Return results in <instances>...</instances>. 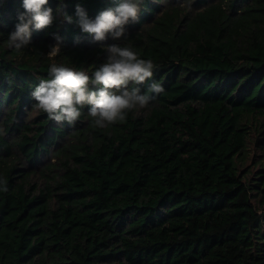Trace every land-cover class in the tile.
Returning <instances> with one entry per match:
<instances>
[{"label":"trees","instance_id":"trees-1","mask_svg":"<svg viewBox=\"0 0 264 264\" xmlns=\"http://www.w3.org/2000/svg\"><path fill=\"white\" fill-rule=\"evenodd\" d=\"M117 2L49 0L18 52L0 0V264H264V0H143L100 42L75 23ZM113 44L155 64L147 107L104 129L34 107L50 64L91 75Z\"/></svg>","mask_w":264,"mask_h":264},{"label":"clouds","instance_id":"clouds-1","mask_svg":"<svg viewBox=\"0 0 264 264\" xmlns=\"http://www.w3.org/2000/svg\"><path fill=\"white\" fill-rule=\"evenodd\" d=\"M49 0H22L23 12L18 13L14 30L8 34L7 46L20 51L31 42V29H45L53 24ZM143 0H118L115 7L100 12L90 19L85 9L77 5L75 23L82 32L89 34L94 41L106 40L109 34L114 39L125 36V26L136 21ZM57 11H61L60 8ZM63 18L73 23V17L66 12ZM56 43L50 46L48 56H57L63 38L55 35ZM79 40L77 39V43ZM104 63L95 67L91 75L84 70L63 64H50L48 77L41 79L31 92L36 102L34 107L47 113L50 120L73 125L82 115V109L90 106L88 115L96 128L104 129L109 125L126 122L128 113L147 107L152 96L148 93L163 92L160 83L153 81L147 93H141L139 85L152 79L155 64L151 59H142L131 47L118 44L106 48ZM97 86L90 90L89 85ZM135 85V87H129ZM4 181H0L3 184ZM7 191L5 187L3 189Z\"/></svg>","mask_w":264,"mask_h":264}]
</instances>
